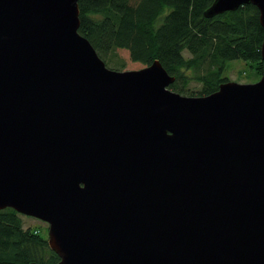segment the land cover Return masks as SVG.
<instances>
[{"label":"water","instance_id":"1","mask_svg":"<svg viewBox=\"0 0 264 264\" xmlns=\"http://www.w3.org/2000/svg\"><path fill=\"white\" fill-rule=\"evenodd\" d=\"M78 2L0 0V211L59 264H264V70L182 96L159 61L108 68ZM245 5L264 29V0L204 16Z\"/></svg>","mask_w":264,"mask_h":264},{"label":"trees","instance_id":"2","mask_svg":"<svg viewBox=\"0 0 264 264\" xmlns=\"http://www.w3.org/2000/svg\"><path fill=\"white\" fill-rule=\"evenodd\" d=\"M215 0H79L80 29L107 67L122 71L118 50L145 67L159 61L187 97L217 92L229 62H249L263 75L264 29L257 7L245 5L212 19ZM188 53L189 57H186ZM195 83L200 87L192 88ZM40 229L24 228L13 209L0 211V264H59Z\"/></svg>","mask_w":264,"mask_h":264},{"label":"rangeland","instance_id":"3","mask_svg":"<svg viewBox=\"0 0 264 264\" xmlns=\"http://www.w3.org/2000/svg\"><path fill=\"white\" fill-rule=\"evenodd\" d=\"M118 57L121 59L124 64V68L122 71H137L145 68L144 65L140 63L133 62L130 54L126 50H118ZM186 57H189L188 53H186ZM113 66H109L112 68ZM224 77H227L229 81L236 82L239 84H252L258 82L261 78L257 74V71L251 67L249 62H245L243 60H236L229 62L224 73ZM192 88L200 87V85L193 83L191 85ZM23 217L24 228H37L42 231L44 236L48 238L49 225L43 223L39 220L29 217Z\"/></svg>","mask_w":264,"mask_h":264}]
</instances>
